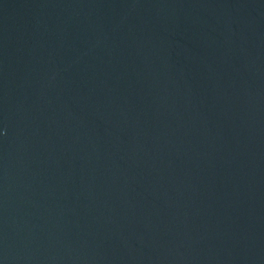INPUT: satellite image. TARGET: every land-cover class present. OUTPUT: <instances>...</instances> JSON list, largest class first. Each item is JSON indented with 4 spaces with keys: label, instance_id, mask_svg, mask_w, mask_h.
<instances>
[{
    "label": "water",
    "instance_id": "1",
    "mask_svg": "<svg viewBox=\"0 0 264 264\" xmlns=\"http://www.w3.org/2000/svg\"><path fill=\"white\" fill-rule=\"evenodd\" d=\"M0 264H264V0H0Z\"/></svg>",
    "mask_w": 264,
    "mask_h": 264
}]
</instances>
